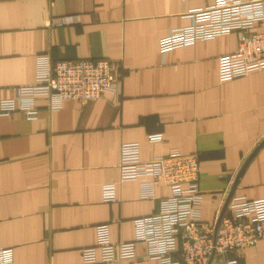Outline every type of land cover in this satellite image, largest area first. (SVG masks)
I'll use <instances>...</instances> for the list:
<instances>
[{
    "label": "crops",
    "instance_id": "crops-1",
    "mask_svg": "<svg viewBox=\"0 0 264 264\" xmlns=\"http://www.w3.org/2000/svg\"><path fill=\"white\" fill-rule=\"evenodd\" d=\"M211 2L0 0V107L17 86L35 81L40 56L108 58L121 79L117 93L86 102L53 106L39 98L32 118L0 111V247L13 248L14 264H87L82 249L96 244L100 223L109 224L113 242L133 240V219L157 211L170 190L159 181L155 195L142 198L138 181L118 182L122 142H139L144 160L196 153L202 218L217 221L264 140V67L219 80V57L237 50L238 31L159 50L160 38ZM63 18L70 20L55 24ZM109 182H117L115 201L102 198ZM233 196L264 198V144ZM145 251L138 242L135 259L93 264H159ZM223 258L264 264V235Z\"/></svg>",
    "mask_w": 264,
    "mask_h": 264
},
{
    "label": "built area",
    "instance_id": "built-area-1",
    "mask_svg": "<svg viewBox=\"0 0 264 264\" xmlns=\"http://www.w3.org/2000/svg\"><path fill=\"white\" fill-rule=\"evenodd\" d=\"M189 13L191 24L172 29L160 38L161 52L238 31L237 50L219 57V80L227 81L264 67V29H254L264 23V0H212ZM69 20L63 18L55 24ZM119 69L108 58L52 61L40 56L35 81L17 86L14 98L4 99L0 111L12 113L20 109L32 118L37 114L39 98L60 106L67 99L86 102L109 92L117 93ZM161 138L160 134L149 136V140ZM118 167V182L138 181L142 198L153 197L159 181L170 192L160 197L157 211L133 219L131 241L113 242L109 224H98L96 244L82 249L84 263L135 259L139 256L136 244L144 242V256L158 259L159 264H241L223 256L255 246L264 235V198L233 196L218 225L202 218L200 160L196 153L171 150L144 160L139 142H122ZM102 198L118 199L117 182L102 185ZM0 264H14L12 247H0Z\"/></svg>",
    "mask_w": 264,
    "mask_h": 264
},
{
    "label": "water",
    "instance_id": "water-1",
    "mask_svg": "<svg viewBox=\"0 0 264 264\" xmlns=\"http://www.w3.org/2000/svg\"><path fill=\"white\" fill-rule=\"evenodd\" d=\"M263 144H264V140H263L262 142H260V143L257 145V147L253 150V152L250 154V156H248V158H247L246 161L244 162L243 166H242L241 169L239 170V172H238V174H237V176H236V179H235V181H234V184H233L232 190L229 192V194H228V196H227V198H226L225 204H224V206H223V208H222V211H221L220 215L218 216V219H217V221H216V225L219 224V222H220L222 216L224 215L225 210H226V207L228 206V203H229L230 199H231L232 196H233L234 189H235V187H236V185H237V183H238V181H239L241 175L243 174V172H244L246 166L248 165V163L250 162V160L252 159V157L256 154V152L258 151V149H260V147H261Z\"/></svg>",
    "mask_w": 264,
    "mask_h": 264
}]
</instances>
